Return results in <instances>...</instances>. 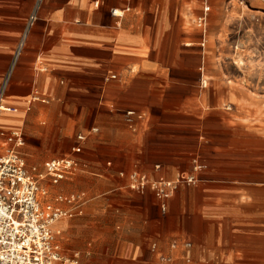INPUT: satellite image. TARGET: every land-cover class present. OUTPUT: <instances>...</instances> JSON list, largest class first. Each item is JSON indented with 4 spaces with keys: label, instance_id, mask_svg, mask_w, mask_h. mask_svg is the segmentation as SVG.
<instances>
[{
    "label": "crops",
    "instance_id": "1",
    "mask_svg": "<svg viewBox=\"0 0 264 264\" xmlns=\"http://www.w3.org/2000/svg\"><path fill=\"white\" fill-rule=\"evenodd\" d=\"M37 2L0 0V130L69 214L64 262L264 264V0H44L25 37Z\"/></svg>",
    "mask_w": 264,
    "mask_h": 264
},
{
    "label": "built area",
    "instance_id": "2",
    "mask_svg": "<svg viewBox=\"0 0 264 264\" xmlns=\"http://www.w3.org/2000/svg\"><path fill=\"white\" fill-rule=\"evenodd\" d=\"M43 2L44 0H38L25 37L34 25ZM209 10V7L205 8L206 13ZM198 24L205 27L206 15L200 18ZM24 45L25 38L17 49L16 61L22 55ZM10 74L5 78L0 91V113L12 110L4 104ZM133 114L128 113L129 116ZM0 137L5 141L4 146L0 148V264H67L57 243L55 224L69 214L50 203L42 202L41 196L44 192L40 179H37L40 174H37L35 168L30 171L19 153V149L24 146L22 133L0 130ZM85 139V136H78L80 142ZM73 152L79 154L82 148L76 147ZM75 165L76 161L71 157L47 162L46 176L57 184ZM132 179L133 189L144 191L150 186L161 201H167L176 186L167 181L150 182L147 177L138 174H134ZM194 181L195 178H188L185 182ZM181 182L182 180H178V183ZM162 210L166 211L165 204Z\"/></svg>",
    "mask_w": 264,
    "mask_h": 264
},
{
    "label": "rangeland",
    "instance_id": "3",
    "mask_svg": "<svg viewBox=\"0 0 264 264\" xmlns=\"http://www.w3.org/2000/svg\"><path fill=\"white\" fill-rule=\"evenodd\" d=\"M40 173V172H39ZM37 179H40V178H37Z\"/></svg>",
    "mask_w": 264,
    "mask_h": 264
}]
</instances>
